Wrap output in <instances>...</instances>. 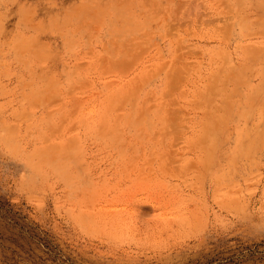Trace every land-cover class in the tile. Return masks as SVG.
<instances>
[{
    "label": "rangeland",
    "instance_id": "374dc122",
    "mask_svg": "<svg viewBox=\"0 0 264 264\" xmlns=\"http://www.w3.org/2000/svg\"><path fill=\"white\" fill-rule=\"evenodd\" d=\"M0 264H264V0H0Z\"/></svg>",
    "mask_w": 264,
    "mask_h": 264
}]
</instances>
